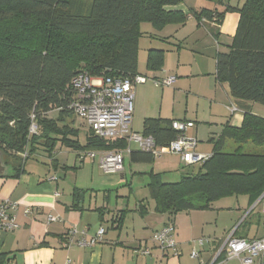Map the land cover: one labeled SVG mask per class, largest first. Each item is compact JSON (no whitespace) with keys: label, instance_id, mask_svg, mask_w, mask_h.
I'll use <instances>...</instances> for the list:
<instances>
[{"label":"trees","instance_id":"obj_1","mask_svg":"<svg viewBox=\"0 0 264 264\" xmlns=\"http://www.w3.org/2000/svg\"><path fill=\"white\" fill-rule=\"evenodd\" d=\"M181 2L0 0V147L12 167L4 177L19 178L35 154L42 151L51 158L58 145L79 154L127 148V140L101 138L85 122L88 131L81 142L70 106L75 98L73 78L82 72L138 75L141 24L150 22L160 29L168 23H184L185 12L168 8ZM227 10L238 12L240 18L229 49L217 55L216 78L228 83L232 96L244 104L243 122L226 124L217 138H210L212 154L180 180L166 182L162 174L151 173L149 187L157 212L176 215L207 209L215 201L239 195L248 196L252 205L264 194V114L252 109L253 103L264 105V0H246ZM193 14L197 19H215L216 25L224 17V12L208 9ZM163 64L164 51L151 49L148 69L157 71ZM173 120L147 118L141 134L165 148L178 136ZM228 140L236 146L228 149ZM154 157L151 151H131L134 161ZM115 222L121 225L123 217Z\"/></svg>","mask_w":264,"mask_h":264},{"label":"crops","instance_id":"obj_2","mask_svg":"<svg viewBox=\"0 0 264 264\" xmlns=\"http://www.w3.org/2000/svg\"><path fill=\"white\" fill-rule=\"evenodd\" d=\"M245 1L182 0L168 8L185 12L188 17L184 23H168L160 29L150 22L141 24L138 72L150 78L135 88L133 132L141 134L147 118L191 120L195 126L188 129L187 135L198 140L195 151L211 155L210 138H217L226 124H242L244 104L232 96L228 83L217 80L216 71L217 55L229 49L240 18L238 12L227 9L241 7ZM204 9L224 12L220 25L215 19H197L193 14ZM151 49L164 51L163 67L157 71L147 67ZM169 75L177 76L172 85H156L152 80ZM256 105L252 104L254 112ZM259 112L255 113L262 114ZM120 139L127 140L129 146L119 150L123 152L124 165L118 172H105L98 157L81 159L79 151L57 146L58 151L47 160V170L29 160L26 172L19 178L0 177V204L6 199L20 204L15 211L19 227L13 231L0 229V264H201L191 257L198 238H210L199 247L202 259L207 261L231 232L244 238L264 236L258 232L243 235L241 224L222 233L226 230L221 224L222 216L236 213L231 205H225L228 203L219 204L229 197L215 201L207 209L176 215L157 212L149 187L151 173H160L164 181L175 182L201 162L186 163L180 155L169 152L151 161H134L131 151L143 149L134 141ZM226 146L236 144L228 140ZM67 149L75 152L72 164L60 158L61 151ZM60 169L62 176L58 175ZM79 173L74 183L67 181V175ZM54 176L56 179H51ZM259 204L258 200L252 204L248 215ZM27 207L31 208L28 215ZM50 215L57 220L49 221ZM119 216L123 217L121 225L115 222ZM168 223L176 228L178 255L162 250L152 240L154 232ZM101 226L106 228L102 242L87 247L66 245L71 228L86 231L90 238ZM145 247L150 249L149 255L137 252Z\"/></svg>","mask_w":264,"mask_h":264},{"label":"built area","instance_id":"obj_3","mask_svg":"<svg viewBox=\"0 0 264 264\" xmlns=\"http://www.w3.org/2000/svg\"><path fill=\"white\" fill-rule=\"evenodd\" d=\"M150 77L138 74L133 78H122L112 76H92L86 72L79 73L73 78L72 85L75 89V98L70 104L76 116L82 119L89 128L99 137L105 139L126 138L134 141L146 151H151L154 156L163 153H174L181 156L186 163L201 162L209 155L196 152L198 140L187 135L189 128L194 127L191 120L176 119L172 127L178 131V136L165 148H159L152 136H143L132 131L134 115L135 88L138 84L145 83ZM156 85H172L176 75L163 78H152ZM37 125L32 124L30 131L36 132ZM81 159L86 157L99 158L101 168L108 173L118 172L123 169L124 155L122 151H88L79 154ZM51 179L55 180L56 177ZM57 194V193H56ZM263 197L258 200L262 201ZM19 203L10 199L0 204V229L13 231L19 227L15 211ZM264 212V203H263ZM26 215L31 213V208L25 209ZM49 221L57 220L52 215ZM176 228L174 224L168 223L154 232L153 242L164 251H171L174 255L179 254L178 243L175 239ZM106 228L101 226L90 238L87 232L73 227L67 234L66 245L76 244L81 247L94 246L104 240ZM79 235V238L76 236ZM210 242V238L201 237L194 240L191 257L199 259L201 264H264V236L244 238L231 232L223 243L207 261L201 257L199 247ZM137 252L142 255L151 253L148 247L140 248Z\"/></svg>","mask_w":264,"mask_h":264},{"label":"rangeland","instance_id":"obj_4","mask_svg":"<svg viewBox=\"0 0 264 264\" xmlns=\"http://www.w3.org/2000/svg\"><path fill=\"white\" fill-rule=\"evenodd\" d=\"M260 111V112H259ZM255 112H259L264 114V105L257 103L255 107ZM76 120V127L80 128V140L82 143L86 140V134L88 131V127L84 124V121L78 117H75ZM133 131V130H132ZM205 141V140H203ZM137 143V142H136ZM202 143V142H201ZM62 146V145H58ZM137 146V145H134ZM235 146H228V149H232ZM58 151V150H57ZM65 157L64 163L72 164L71 159L73 160L75 157V152L70 150H63L61 151L60 158ZM79 158V157H78ZM49 159L47 153L38 152L35 154L29 161V163H35L38 166H42L44 170H47L46 164L47 160ZM130 161H126L127 165L129 166ZM31 165V164H30ZM64 174L63 171L58 173V175L62 176ZM81 173L77 174H69L67 181L69 183H74L75 180L80 178ZM137 183V182H136ZM248 196L246 195H239V196H232L227 198L226 200L221 201L219 204L231 205V207L235 208L236 213H226L222 216L221 224L225 227L226 230H222V233L225 235L233 228L240 226V232L244 233L243 235H255L257 232L259 234L264 233V212H263V203L264 199L260 202L259 206H257L249 215L248 212L251 210L252 205L248 204ZM254 204V203H253Z\"/></svg>","mask_w":264,"mask_h":264},{"label":"water","instance_id":"obj_5","mask_svg":"<svg viewBox=\"0 0 264 264\" xmlns=\"http://www.w3.org/2000/svg\"><path fill=\"white\" fill-rule=\"evenodd\" d=\"M11 169H12V167L10 164H8V159H7L6 153L0 147V177L8 176L11 172ZM262 197H264V194L260 198H262Z\"/></svg>","mask_w":264,"mask_h":264}]
</instances>
